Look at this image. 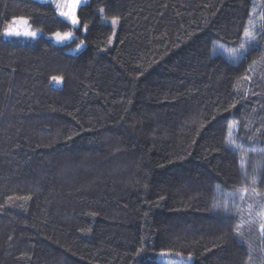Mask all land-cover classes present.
Segmentation results:
<instances>
[{"label": "trees", "instance_id": "trees-1", "mask_svg": "<svg viewBox=\"0 0 264 264\" xmlns=\"http://www.w3.org/2000/svg\"><path fill=\"white\" fill-rule=\"evenodd\" d=\"M254 5L264 23V0H89L76 30L0 0V264H264V38L213 51ZM13 18L44 35L5 38Z\"/></svg>", "mask_w": 264, "mask_h": 264}, {"label": "snow or ice", "instance_id": "snow-or-ice-1", "mask_svg": "<svg viewBox=\"0 0 264 264\" xmlns=\"http://www.w3.org/2000/svg\"><path fill=\"white\" fill-rule=\"evenodd\" d=\"M45 4L54 5L55 15L58 17L63 18L64 22H67L72 26L73 29L78 30L81 25L82 21L80 20L78 16V9L80 8L81 3H87V0H42ZM101 15H103V9L99 10ZM259 19L261 21H264V14H262ZM117 23L116 19L112 20V24L115 25ZM20 25V27H15L14 25ZM87 24H83L84 31H87ZM42 31V29L40 30ZM4 35L7 36H24L29 38H35L37 36V31H32L30 28V24L28 19L26 18H13L12 21L8 22V24L5 26ZM264 23L257 24L256 18H255V5L252 12L249 13V18L246 23V25L243 28L242 35L239 38V47L233 48L229 50L225 47L223 44L214 45L213 51L215 52L216 49H220L222 52L227 53V59L231 62H235L238 57L245 56L246 53H248L250 50L256 49L261 42V39L264 38ZM73 31H54L52 32V37L57 42H64L69 39L73 38ZM81 44L84 43V41L80 42ZM80 45H77L79 48ZM255 64V61L253 62ZM243 79H248V77H244ZM52 80L59 83L62 80V77H52ZM237 127V122H233L229 125V132L226 138V144L229 146L233 151H239V147L237 144L236 139L233 136L232 129ZM245 158L243 154L241 155L240 160V166H241V174L243 177L247 178V171L245 170ZM260 167V165H257V168L254 169L257 170ZM256 177H253L252 184L256 183ZM219 191V186H218ZM247 191V188H245L244 191H241L238 193L240 200L245 199V192ZM252 192L259 196V193L255 187L252 188ZM229 199H232L234 201L235 194H227ZM218 206V205H217ZM256 207L259 209V217H260V231L262 234H264V203L260 202L258 199L254 200L253 203L249 204L247 206V211L249 216L252 215L253 208ZM223 211L226 215L229 214V207L228 203L225 202L223 206ZM242 212L245 210H241ZM251 223V220L249 221ZM241 223H243V215H241ZM236 235L242 236L243 233L239 231V225L237 226ZM251 247V245H249Z\"/></svg>", "mask_w": 264, "mask_h": 264}, {"label": "rangeland", "instance_id": "rangeland-1", "mask_svg": "<svg viewBox=\"0 0 264 264\" xmlns=\"http://www.w3.org/2000/svg\"><path fill=\"white\" fill-rule=\"evenodd\" d=\"M37 1H41L42 2V0H37ZM89 0H87V2H88ZM84 4H86V3H81V5H84ZM80 5V6H81ZM15 27H20V25H14ZM31 28V27H30ZM31 30L32 31H37V36L35 37V38H29V37H24V36H19V37H17V36H7V35H4V37L5 38H7V39H9V38H23V39H27V40H36L37 38H39V37H41V36H43L44 34H43V32H41V31H38V30H34V29H32L31 28ZM46 37H48L49 39H51L54 43H56V44H60V45H65V44H68V43H71L74 39H75V37H74V35H73V38L72 39H69V40H67V41H64V42H57L53 37H52V35L51 36H49V35H46ZM83 45L82 46H79V48L78 47H76V48H73L70 52L71 53H74V54H76L77 52H79V51H81L82 49H83ZM181 261H186V260H183V259H180ZM162 262V261H161ZM189 262V261H188ZM182 262H179L178 260H176L175 258H173V259H171V258H169V259H166L165 258V260H164V264H181Z\"/></svg>", "mask_w": 264, "mask_h": 264}]
</instances>
